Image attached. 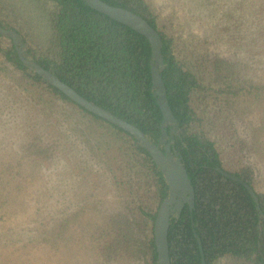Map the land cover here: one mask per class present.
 <instances>
[{
    "label": "rangeland",
    "instance_id": "rangeland-1",
    "mask_svg": "<svg viewBox=\"0 0 264 264\" xmlns=\"http://www.w3.org/2000/svg\"><path fill=\"white\" fill-rule=\"evenodd\" d=\"M146 1L158 30L174 36L178 56L204 85L192 95L197 129L215 142L229 171L250 164L264 191V92L242 101L218 90L222 75L264 79L255 44L243 43L264 31L257 26L264 17L250 15L264 14V0ZM57 9L54 0H0V20L33 58L56 57ZM9 41L0 35V45ZM128 143L0 54V264H151L147 213L160 202L144 167H137L142 195L129 191L138 185L127 174ZM211 264L253 263L226 254Z\"/></svg>",
    "mask_w": 264,
    "mask_h": 264
},
{
    "label": "trees",
    "instance_id": "trees-1",
    "mask_svg": "<svg viewBox=\"0 0 264 264\" xmlns=\"http://www.w3.org/2000/svg\"><path fill=\"white\" fill-rule=\"evenodd\" d=\"M54 1L58 9L53 17L52 43L57 46L58 54L56 57H35V60L87 99L139 127L157 143L161 136L159 125L162 114L151 92V50L148 40L128 26L90 8L82 0ZM104 1L133 10L158 30V16L146 0ZM250 15L251 19L259 22L260 16L264 17L263 13L256 15L254 11ZM0 25L14 29L1 20ZM257 26L264 29V24ZM158 31L163 40L164 65L161 74L168 102L179 123V132L173 135V147L182 156L195 192L193 209L190 211L185 204L181 213L170 220L168 244L171 264H201L194 231L200 237L206 264L226 254L249 259L253 264H264V191L256 188L254 170L250 164L229 171L223 165L215 142L197 129L200 118L192 104V95L204 85L188 63L178 56V43L174 36ZM256 31L243 43L248 46L255 44L253 50L259 53L254 55V51L249 50L261 63L259 67L263 71L264 48L260 37H264V31L260 35ZM0 54L5 62L23 75L42 83L59 98L72 102L19 60L11 40L5 46L0 45ZM218 83L220 94L242 101L264 92V79L245 78L241 81L222 75ZM74 104L92 119L108 124L128 139L126 147L132 163L127 174L138 185L136 188L129 187V191L142 195L141 187L144 184L140 183L142 180L137 173L138 168L144 167L146 170L142 173L154 179L152 191L157 201L161 202L167 194V185L147 150L122 128ZM165 129L169 136L170 126L166 125ZM216 166L239 176L253 187L261 214H258L247 189L238 181L222 175L215 169ZM155 214L156 210L147 213L146 221V247L151 264H155L156 259L153 240ZM107 227L106 233L109 234L111 229ZM116 242L120 241L116 239Z\"/></svg>",
    "mask_w": 264,
    "mask_h": 264
},
{
    "label": "water",
    "instance_id": "water-1",
    "mask_svg": "<svg viewBox=\"0 0 264 264\" xmlns=\"http://www.w3.org/2000/svg\"><path fill=\"white\" fill-rule=\"evenodd\" d=\"M82 1H84L90 8L103 13L142 34L148 40L151 50V92L155 97L162 114V119L159 125L161 136L157 143L150 139L139 127L110 112L101 105L87 99L67 82L40 65L25 49L24 42L15 29L0 25V35L8 37L11 40L19 60L33 73H36L45 82L59 89L72 102L122 128L124 131L132 135L136 141L147 150L153 162L161 171L163 179L167 185V194L158 206L153 223V240L156 250L155 264H171L168 244L170 220L172 217H177L181 213L185 204L190 211L193 209L195 192L191 179L188 177L186 167L182 161V156L180 152L173 147V135L178 132L179 123L168 102L165 83L161 74L164 65L162 55V36L144 17L133 10L109 4L104 0ZM166 125L170 126L171 134L169 136L165 129ZM215 169L222 175L241 183L253 198L258 214H261L256 193L250 184L239 176L228 172L219 166H216ZM194 236L198 244L201 264H206L200 237L195 231Z\"/></svg>",
    "mask_w": 264,
    "mask_h": 264
}]
</instances>
